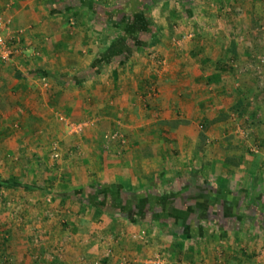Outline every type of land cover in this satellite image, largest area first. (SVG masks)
<instances>
[{"label": "crops", "instance_id": "0c3cea01", "mask_svg": "<svg viewBox=\"0 0 264 264\" xmlns=\"http://www.w3.org/2000/svg\"><path fill=\"white\" fill-rule=\"evenodd\" d=\"M147 1L0 0V264H264L260 0Z\"/></svg>", "mask_w": 264, "mask_h": 264}, {"label": "rangeland", "instance_id": "374dc122", "mask_svg": "<svg viewBox=\"0 0 264 264\" xmlns=\"http://www.w3.org/2000/svg\"><path fill=\"white\" fill-rule=\"evenodd\" d=\"M257 10H258L257 11L258 14L260 15L262 13V15L258 16V14H257L255 20L252 21L251 30H252L253 34H256V37L258 36L257 37L258 41L255 38H253L252 42H253V40H255V42L257 43V46L259 47V53L256 54L257 53L256 52L255 55H254V58H253V56L250 57V58H253L252 59L253 63H258L259 67L256 68V67L252 66V68H253L252 70L254 72L251 71L252 72L251 75H252V77H256L258 80H261V81L264 82V62H259V56H263L264 57V0H260V3L258 5ZM233 14L235 16L238 15L237 12L236 13L233 12ZM237 32H239V31H237ZM248 39L251 40L250 38H247V40ZM250 44L252 45V43L249 41L246 46H249Z\"/></svg>", "mask_w": 264, "mask_h": 264}, {"label": "built area", "instance_id": "2783aa9c", "mask_svg": "<svg viewBox=\"0 0 264 264\" xmlns=\"http://www.w3.org/2000/svg\"><path fill=\"white\" fill-rule=\"evenodd\" d=\"M0 25H1V23H0ZM14 51L15 50L9 46V44L6 41V38L2 35V33L0 31V59H3V60L9 59L11 57V54ZM259 62H264V57L263 56H259ZM253 66L258 68L259 64L258 63H254ZM83 124L84 123L80 124V123H72V122H70L68 125H69V127L72 130H76V129H79L80 126H82ZM116 136H117V132H114L112 134V137H116ZM83 264H89V263L87 261H84Z\"/></svg>", "mask_w": 264, "mask_h": 264}, {"label": "trees", "instance_id": "16d2710c", "mask_svg": "<svg viewBox=\"0 0 264 264\" xmlns=\"http://www.w3.org/2000/svg\"><path fill=\"white\" fill-rule=\"evenodd\" d=\"M153 1L154 0H149V1H147L146 3H144L143 5V7H142V10H145L149 5H151V4H153ZM180 2L182 3V6H183V14L185 15V16H187V17H189L190 16V14H191V8H192V3H193V0H180ZM147 23H148V25H149V27L151 28V22H150V20L148 19L147 20ZM138 26L139 27H142V22L140 21H138ZM156 33H158V32H156ZM151 40H153V39H151Z\"/></svg>", "mask_w": 264, "mask_h": 264}]
</instances>
